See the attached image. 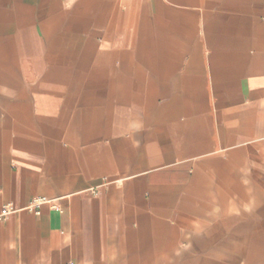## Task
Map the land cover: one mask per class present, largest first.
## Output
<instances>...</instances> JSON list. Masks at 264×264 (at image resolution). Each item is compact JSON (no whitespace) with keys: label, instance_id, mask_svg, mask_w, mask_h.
I'll return each mask as SVG.
<instances>
[{"label":"crops","instance_id":"1","mask_svg":"<svg viewBox=\"0 0 264 264\" xmlns=\"http://www.w3.org/2000/svg\"><path fill=\"white\" fill-rule=\"evenodd\" d=\"M9 203L0 264H264V0H0Z\"/></svg>","mask_w":264,"mask_h":264},{"label":"built area","instance_id":"2","mask_svg":"<svg viewBox=\"0 0 264 264\" xmlns=\"http://www.w3.org/2000/svg\"><path fill=\"white\" fill-rule=\"evenodd\" d=\"M93 192H95L94 189H92ZM43 206H49L50 208L57 209L61 212H63V208L60 207L59 202L57 199H51L46 196H35L33 197L29 204L24 207L23 209L29 210L37 215H40L42 213ZM20 210L19 208L15 207L12 203L6 204L2 207L0 212V220L3 217H6L10 215L11 213H14L16 211Z\"/></svg>","mask_w":264,"mask_h":264}]
</instances>
